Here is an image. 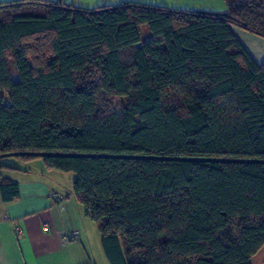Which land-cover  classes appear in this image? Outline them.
Listing matches in <instances>:
<instances>
[{"label": "trees", "instance_id": "trees-1", "mask_svg": "<svg viewBox=\"0 0 264 264\" xmlns=\"http://www.w3.org/2000/svg\"><path fill=\"white\" fill-rule=\"evenodd\" d=\"M223 1L225 13L0 3V155L264 160V63L231 30L264 39V0ZM14 159L75 175L108 264H251L264 247V165Z\"/></svg>", "mask_w": 264, "mask_h": 264}, {"label": "crops", "instance_id": "crops-1", "mask_svg": "<svg viewBox=\"0 0 264 264\" xmlns=\"http://www.w3.org/2000/svg\"><path fill=\"white\" fill-rule=\"evenodd\" d=\"M11 1L17 0H0V3ZM41 1H61L78 8H84L82 2L93 4L90 3L93 0ZM173 1L170 2L177 5L182 3ZM124 2L154 6L168 0H102L104 5L101 6H116ZM189 6L201 8L197 1ZM211 8L208 9L210 13L227 11L224 2L211 5ZM231 30L256 64H263L264 39L236 27H231ZM15 168L6 169L10 173L1 171L2 179L18 185L19 197L13 202L4 203L0 194V264H108L96 225L85 216L73 198L71 188L75 175L45 171L42 163L37 166L31 162L28 166ZM52 192L59 196V201L50 197ZM76 231L77 239H65Z\"/></svg>", "mask_w": 264, "mask_h": 264}, {"label": "water", "instance_id": "water-1", "mask_svg": "<svg viewBox=\"0 0 264 264\" xmlns=\"http://www.w3.org/2000/svg\"><path fill=\"white\" fill-rule=\"evenodd\" d=\"M27 157H68V158H109L124 160H148L167 162H190V163H225V164H258L264 165V160H237V159H214V158H186V157H164V156H108V155H83V154H47V153H12L0 155L1 159Z\"/></svg>", "mask_w": 264, "mask_h": 264}, {"label": "rangeland", "instance_id": "rangeland-1", "mask_svg": "<svg viewBox=\"0 0 264 264\" xmlns=\"http://www.w3.org/2000/svg\"><path fill=\"white\" fill-rule=\"evenodd\" d=\"M85 1V0H84ZM94 1V2H93ZM92 2L90 3H93V4H88V2H82L83 5L85 6H82L84 7L83 9H92L93 7H96V6H101V5H104L102 3V0H100V2L98 0H93ZM171 0H168V2H164L163 4L161 2L157 3V4H154V6H159L161 5V7H166L168 9H174V10H181V11H202V12H209L210 10L208 9H212L211 8V5H220L221 2H224V1H221L219 0V2H214V0H212V3L210 0H174L173 2L175 3H178V2H181L180 3L181 5H184V6H181L180 4L177 5V4H172L170 2ZM194 1H197L198 5H200L201 8H194V7H191L189 6L191 2H194ZM186 4V5H185ZM225 4V3H224ZM213 9H218L217 7H214ZM210 13V12H209ZM213 13V12H211ZM144 30H146V28L144 27V29H141V32L143 33ZM8 64L11 65V62L10 60H8ZM11 67V66H9ZM10 72H11V77L12 79L15 81L16 80V74L13 72L12 68H10ZM110 109H113L114 111L117 112V107L116 105L113 103L111 104V107ZM0 163L1 164H5L7 166H10V167H15V166H28L27 165H24L22 163H19L17 160H15L14 158H6V159H1L0 160ZM40 161L39 160H36V161H33V164H37V166H40ZM24 168V167H23ZM5 173H10L11 171H5ZM71 174V173H70ZM251 264H264V247L262 248V250L258 253V255H256L252 260H251Z\"/></svg>", "mask_w": 264, "mask_h": 264}, {"label": "built area", "instance_id": "built-area-1", "mask_svg": "<svg viewBox=\"0 0 264 264\" xmlns=\"http://www.w3.org/2000/svg\"><path fill=\"white\" fill-rule=\"evenodd\" d=\"M50 197L52 198V199H54L55 201H59L60 200V198H59V196L56 194V193H50ZM69 238H71V239H77L78 238V232L76 231V232H74L73 234H71L68 238H65V239H69Z\"/></svg>", "mask_w": 264, "mask_h": 264}]
</instances>
